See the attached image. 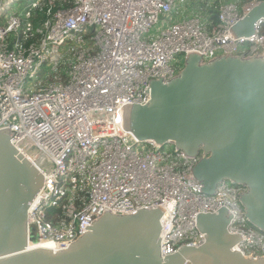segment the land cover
I'll return each mask as SVG.
<instances>
[{"label":"built area","instance_id":"2783aa9c","mask_svg":"<svg viewBox=\"0 0 264 264\" xmlns=\"http://www.w3.org/2000/svg\"><path fill=\"white\" fill-rule=\"evenodd\" d=\"M14 1L0 0V130L9 128L10 144L43 176L27 218L38 239H50L27 250L58 252L105 212L160 206L164 259L201 246L196 217L224 207L228 233L241 239L233 251L264 258L242 187L223 181L212 196L200 192L191 172L200 156L141 143L124 127L126 107L146 104L149 83L172 80L189 53L203 62L261 56L264 20L249 36L229 29L262 0H37L9 12ZM188 2L192 16L176 21Z\"/></svg>","mask_w":264,"mask_h":264},{"label":"water","instance_id":"95a60500","mask_svg":"<svg viewBox=\"0 0 264 264\" xmlns=\"http://www.w3.org/2000/svg\"><path fill=\"white\" fill-rule=\"evenodd\" d=\"M260 20L264 0L229 30L234 38L249 36ZM161 80L149 83L146 104L126 107L125 130L141 143L172 144L187 158L200 156L191 172L206 195L223 181L242 187L245 217L264 234V52L208 62L189 53L177 76ZM8 132L0 130V264H264L263 257L233 251L241 239L228 233L232 216L224 207L196 217L201 246L182 247L164 259L160 206L125 216L105 212L68 248L28 251L50 240L38 239L35 221L27 218L43 176L10 144Z\"/></svg>","mask_w":264,"mask_h":264},{"label":"rangeland","instance_id":"374dc122","mask_svg":"<svg viewBox=\"0 0 264 264\" xmlns=\"http://www.w3.org/2000/svg\"><path fill=\"white\" fill-rule=\"evenodd\" d=\"M37 0H15L11 5H10V11L9 12H21L25 7L30 5L31 3H34ZM227 1H232V0H227ZM237 1L239 6H243L245 0H233ZM193 7V4L191 2H188L185 6L181 8V14L179 18L174 17L176 21L185 19V18H190L192 16L190 9ZM163 20V17H160L159 24L162 23L161 21ZM165 20V19H164Z\"/></svg>","mask_w":264,"mask_h":264},{"label":"bare ground","instance_id":"6f19581e","mask_svg":"<svg viewBox=\"0 0 264 264\" xmlns=\"http://www.w3.org/2000/svg\"><path fill=\"white\" fill-rule=\"evenodd\" d=\"M45 246H47V245H40L39 247L42 248V247H45ZM29 250H30V249H29Z\"/></svg>","mask_w":264,"mask_h":264},{"label":"trees","instance_id":"16d2710c","mask_svg":"<svg viewBox=\"0 0 264 264\" xmlns=\"http://www.w3.org/2000/svg\"><path fill=\"white\" fill-rule=\"evenodd\" d=\"M245 1H250V0H245Z\"/></svg>","mask_w":264,"mask_h":264}]
</instances>
